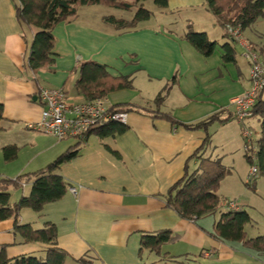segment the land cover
I'll return each mask as SVG.
<instances>
[{
  "label": "crops",
  "instance_id": "1",
  "mask_svg": "<svg viewBox=\"0 0 264 264\" xmlns=\"http://www.w3.org/2000/svg\"><path fill=\"white\" fill-rule=\"evenodd\" d=\"M81 10H84L83 15ZM178 11L188 14L210 12L205 7V0H168L167 10L155 13L154 22L151 17L136 29L119 32L103 21L105 15L102 13L97 18L100 23H93L92 17H97L95 9L80 6L76 17L58 23L53 29L56 38L54 64L34 72L27 68L34 31L17 21L13 0H0V103L3 105L0 177L13 178L42 168L77 142V139L58 140L28 125L40 118L39 88H61L71 101H85L74 87V69L81 61L104 64L113 76L131 79V88L110 92L105 97L109 104L128 102L145 107L140 112H127L124 122L127 128L121 133L102 138L90 134L80 145L77 155L60 166L58 172L68 188L59 200L46 203L39 212L30 208L21 210L20 223H28L33 229L49 223L55 225V246L67 253L64 264H148L164 255L171 264H264V253H257L241 242L213 237L211 233L218 214L192 221L181 218L166 206L170 187L183 177L185 171L192 173L199 165L195 153L207 136L209 142L200 151L201 155L220 159L230 170L220 181L219 195L233 200L232 197L240 198L250 193L242 186L247 169L233 177L229 162L234 149L241 151L245 158L242 123L234 119L231 101L250 86V64L246 60L248 74L244 78L240 73L242 80L237 77L233 91H225V88L216 91L208 85L195 83L200 71L190 57L195 60L194 57L201 54L184 35L195 31L209 36L200 25L196 24V30L185 32L179 31L172 24L173 20L164 19ZM193 14L185 19H192ZM212 16L214 24L222 28ZM223 34L222 28L223 42L220 44L217 39L209 38L216 46L220 45L219 66L224 64L227 69L230 64L234 65L232 67L237 65L234 43L243 47L244 40L264 63V45L252 36H242L239 41ZM225 43L232 48L233 61L222 59L221 45ZM173 78L165 99L156 108L155 97L164 93ZM234 78L232 83L236 82ZM34 96L36 100H33ZM155 109L171 114L175 121L153 115ZM217 112L227 120L214 121L206 129L184 126ZM7 145L17 148L15 158L10 161L4 160L3 148ZM257 179L252 187L261 191L264 181ZM71 186L77 187L75 194L69 190ZM29 189V184L24 185L20 192L11 194V200L17 201L21 195L28 194ZM250 201L248 197L236 203L249 213ZM250 218L247 236H264L263 232L248 234V226L251 227L253 222L251 215ZM158 230H169L175 237L162 245L160 255L141 250L142 235ZM50 246L22 241L13 230V220L0 221V250L3 249L9 259L30 255L41 257Z\"/></svg>",
  "mask_w": 264,
  "mask_h": 264
},
{
  "label": "trees",
  "instance_id": "2",
  "mask_svg": "<svg viewBox=\"0 0 264 264\" xmlns=\"http://www.w3.org/2000/svg\"><path fill=\"white\" fill-rule=\"evenodd\" d=\"M17 21L29 31L33 30V38L29 45L27 68L36 72L41 68H48L54 64L53 52L55 45L54 27L60 23L77 16L78 8L83 5H106L132 12V17L122 18L105 15L103 21L114 26L119 32L138 28L142 22L148 21L153 12L145 7L147 0H13ZM157 12H164L168 8V0H152ZM205 7L216 18L224 30V36L229 37L226 26H238L242 31L258 18L264 16V0H205ZM185 40L201 55L209 56L213 53L216 43L210 40L205 32L188 31L184 35ZM249 45L250 43L246 41ZM251 47V45H250ZM222 59L225 62L233 61L234 54L229 44H223ZM254 51V49L251 47ZM256 52V51H255ZM258 55V54H257ZM259 57V56H258ZM260 59V58H259ZM249 63V61H248ZM76 78L75 90L84 98V102L94 99H106L113 91L131 88L132 81L127 76H113L107 70L106 65L95 61H81L75 66ZM175 78L167 84L164 93H159L155 99L156 108L165 99L166 92L171 87ZM145 107L132 103L122 102L109 104L108 112L124 113L130 111L140 112ZM250 118L255 117L260 124L258 142V172L264 176V89L256 92L255 103L252 107ZM147 112V110H146ZM153 115L166 117L171 121L175 118L169 113H162L158 109L152 111ZM3 119V105L0 103V121ZM227 120L220 117V112L213 113L199 122L184 124L186 128H207L214 121ZM124 122L107 119L96 125L83 137L75 136L77 142L69 146L44 167L32 172H26L16 177H0V221L13 220V230L20 235L24 242H42L51 246L44 256H21L9 259L4 250H0V264H64L67 253L56 247V228L54 224H46L43 228L33 229L30 224L20 223V212L24 208H30L39 212L46 203L59 200L68 188L64 177L59 174V168L63 163L70 161L78 153L87 137L95 133L99 137H105L113 133H121L126 129ZM69 138V137H67ZM66 139V138H65ZM63 140V139H61ZM209 142V136L195 155L199 158V165L192 172L185 171L183 177L176 181L169 189L165 199L166 206L174 210L181 218L192 221L206 215L218 214L214 222L213 237L241 242L245 246L264 253V236L248 237L246 226L251 223L250 215L246 208L240 207L230 210L222 206L223 201H229L218 193L221 179L230 170L220 159L202 156L203 150ZM4 160L15 158L17 148L15 145H7L3 148ZM247 159L248 155L244 153ZM248 161V159H247ZM29 184L28 194L21 195L17 201L11 200L12 191L22 189ZM175 237L169 230H158L154 233L143 234L140 241V249H146L156 254H161L163 244ZM148 264H171L166 256L158 261Z\"/></svg>",
  "mask_w": 264,
  "mask_h": 264
},
{
  "label": "built area",
  "instance_id": "3",
  "mask_svg": "<svg viewBox=\"0 0 264 264\" xmlns=\"http://www.w3.org/2000/svg\"><path fill=\"white\" fill-rule=\"evenodd\" d=\"M227 32L233 39L241 41L242 34L238 26L227 25ZM244 57L250 64V86L240 96L232 99L234 119L242 123L241 136L243 151L248 155L249 168L245 176L247 185L253 184L258 176V142L253 128L244 124L252 114L256 92L264 89V63H262L250 45L242 42ZM38 101L41 113L38 121L28 125L29 128L48 133L61 140L67 137H83L92 128L107 119L125 122L126 114L108 112L109 103L106 99H94L88 102H74L61 88H39ZM71 193L77 192V187L71 186ZM222 206L230 210L239 208L235 200L223 201Z\"/></svg>",
  "mask_w": 264,
  "mask_h": 264
},
{
  "label": "rangeland",
  "instance_id": "4",
  "mask_svg": "<svg viewBox=\"0 0 264 264\" xmlns=\"http://www.w3.org/2000/svg\"><path fill=\"white\" fill-rule=\"evenodd\" d=\"M93 7L97 13V17H92L94 20L93 23L99 24L98 14L100 15L101 13L103 15H110L114 17H123V18H130L132 12H129L127 10H122L119 8H113L111 6H106V5H87ZM145 7L153 12L152 15V20L151 22H154V16L155 13H158L153 5L152 0H147L145 2ZM84 10H81V15H83ZM193 14V13H189ZM187 11H178L174 12L173 15H168L164 19L166 20H173L172 24L176 27H178L179 31H184L185 32L189 30H196V24L202 26V30H206L208 32V36L210 39H217L218 44L223 42V37H221V32L222 28H220L218 25L214 24V20L212 19V13L211 12H206V13H200L198 12L197 14H193L192 19L186 20L185 18L189 15ZM212 16V17H211ZM83 17V16H82ZM191 25V27H188V25ZM243 37L245 36H252L256 42H258L261 45H264V16L261 18H258L254 23H251L248 27H246L243 31ZM243 39V38H242ZM246 41V40H244ZM243 41V42H244ZM216 46L215 52L213 55L206 57L202 55H196V57H199L200 60H198L196 57L195 60L190 57L191 62L194 63V65L197 66V68L200 71V74L197 76V80H195V83L200 82L202 85H208L212 87L213 89H216V91H220L221 88H225V91L230 89L231 91L234 90V86H236L235 83H238L237 77L240 78V73L243 74V77H246V74H248L247 70V64L246 60L248 62V59L244 57V48L239 46L238 42L234 43L235 46V56L237 59V65L235 67L233 64H230L231 66H228L227 69L224 68V64H221L219 66L220 62L218 63L220 57H219V51H218V46L220 48V45ZM222 46V45H221ZM222 49V47H221ZM196 53V52H195ZM220 73H223V76L220 75ZM235 77V78H234ZM232 78L235 79L236 82L232 83ZM240 80H242L240 78ZM251 83H249L250 85ZM244 93V92H243ZM242 93V94H243ZM240 94V95H242ZM238 95V96H240ZM244 124L250 128H253L254 134L256 138L258 139L259 137V132H260V124L258 120L255 117L248 118L244 120ZM57 139V138H56ZM69 139L70 141H75V137H69L66 138ZM65 139V140H66ZM59 140V139H58ZM223 150V149H222ZM230 158L229 162L232 165V174L233 177H236L238 174H240L241 171L244 169L249 168V162H246V158L243 157L241 151H237L234 149L232 153H230ZM246 159V160H245ZM257 180L263 179L264 181V176H262L258 172ZM245 183V180H244ZM252 183L250 185H247L246 183L243 184L242 186L249 191V194L242 195L240 198L239 197H232L235 198L233 200L241 202L242 200L248 199V197L251 198L250 203H248V210L249 213L252 217V226H248V234H256L263 232L264 233V189L259 191L256 188L252 187ZM235 186V185H234ZM253 188V189H252ZM21 189H17L12 191V195H15V193L20 192ZM220 194V191H218ZM232 194H236L232 193ZM248 195V196H247ZM13 198V197H12ZM172 263V261H170Z\"/></svg>",
  "mask_w": 264,
  "mask_h": 264
},
{
  "label": "water",
  "instance_id": "5",
  "mask_svg": "<svg viewBox=\"0 0 264 264\" xmlns=\"http://www.w3.org/2000/svg\"><path fill=\"white\" fill-rule=\"evenodd\" d=\"M33 100H36V96L33 97Z\"/></svg>",
  "mask_w": 264,
  "mask_h": 264
}]
</instances>
